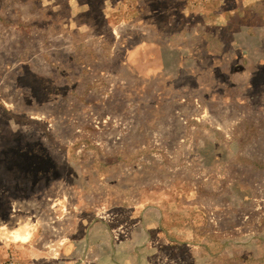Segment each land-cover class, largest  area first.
I'll list each match as a JSON object with an SVG mask.
<instances>
[{"label":"rangeland","instance_id":"1","mask_svg":"<svg viewBox=\"0 0 264 264\" xmlns=\"http://www.w3.org/2000/svg\"><path fill=\"white\" fill-rule=\"evenodd\" d=\"M0 264H264V0H0Z\"/></svg>","mask_w":264,"mask_h":264}]
</instances>
